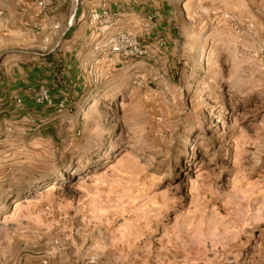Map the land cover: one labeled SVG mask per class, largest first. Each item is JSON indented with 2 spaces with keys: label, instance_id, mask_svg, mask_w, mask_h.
<instances>
[{
  "label": "rangeland",
  "instance_id": "374dc122",
  "mask_svg": "<svg viewBox=\"0 0 264 264\" xmlns=\"http://www.w3.org/2000/svg\"><path fill=\"white\" fill-rule=\"evenodd\" d=\"M141 1L0 0V264H264V0Z\"/></svg>",
  "mask_w": 264,
  "mask_h": 264
},
{
  "label": "built area",
  "instance_id": "2783aa9c",
  "mask_svg": "<svg viewBox=\"0 0 264 264\" xmlns=\"http://www.w3.org/2000/svg\"><path fill=\"white\" fill-rule=\"evenodd\" d=\"M41 1V3H44L46 0ZM103 21L106 23L107 28L114 24L113 18L110 16L108 5L106 4H104L101 9L93 10L90 13L91 24L100 22L102 23ZM106 38V41L101 45L102 49L105 48V52L122 54L128 57H143L148 53V46L143 44L138 36L129 31H118L117 33ZM38 95L37 102L50 103L48 89L45 87H40ZM17 101L21 102V99L19 98ZM60 106L64 107V101L60 103Z\"/></svg>",
  "mask_w": 264,
  "mask_h": 264
},
{
  "label": "crops",
  "instance_id": "0c3cea01",
  "mask_svg": "<svg viewBox=\"0 0 264 264\" xmlns=\"http://www.w3.org/2000/svg\"><path fill=\"white\" fill-rule=\"evenodd\" d=\"M103 1L104 0H98V2H97V6H102V4H103ZM106 1V0H105ZM141 1V0H140ZM142 3L143 2H145V1H141ZM113 6V3L110 1L109 3H108V6ZM146 6H144V8H145ZM84 17H86V20H84L82 23H81V26H80V29H85V32H88L89 31V29L91 28L89 25H88V19H89V16L87 17L86 16V9H85V7H83L82 9H81V11H80V17H79V20H81V19H84Z\"/></svg>",
  "mask_w": 264,
  "mask_h": 264
}]
</instances>
